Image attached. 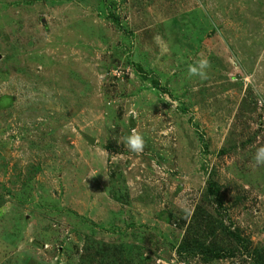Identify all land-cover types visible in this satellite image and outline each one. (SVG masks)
<instances>
[{"label":"rangeland","instance_id":"obj_1","mask_svg":"<svg viewBox=\"0 0 264 264\" xmlns=\"http://www.w3.org/2000/svg\"><path fill=\"white\" fill-rule=\"evenodd\" d=\"M261 147L264 0H0V264H264Z\"/></svg>","mask_w":264,"mask_h":264},{"label":"clouds","instance_id":"obj_2","mask_svg":"<svg viewBox=\"0 0 264 264\" xmlns=\"http://www.w3.org/2000/svg\"><path fill=\"white\" fill-rule=\"evenodd\" d=\"M156 43L161 46V51L166 52L167 46L163 44L161 38L157 36ZM209 67V61L207 58L199 59L196 63L189 65L188 72L189 75H199L201 78H206V69ZM133 135L130 136L127 140L128 145L134 151H141L143 149V139L139 134H135V130H133ZM255 160L257 164H264V147H261L257 150Z\"/></svg>","mask_w":264,"mask_h":264},{"label":"water","instance_id":"obj_3","mask_svg":"<svg viewBox=\"0 0 264 264\" xmlns=\"http://www.w3.org/2000/svg\"><path fill=\"white\" fill-rule=\"evenodd\" d=\"M90 140V139H89ZM90 142H92L91 140H90Z\"/></svg>","mask_w":264,"mask_h":264}]
</instances>
